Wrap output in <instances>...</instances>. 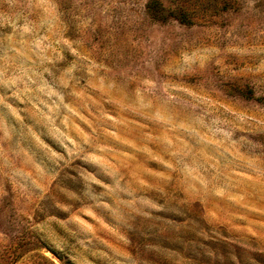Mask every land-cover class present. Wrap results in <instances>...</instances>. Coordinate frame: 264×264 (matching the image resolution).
I'll return each instance as SVG.
<instances>
[{"label":"rangeland","instance_id":"obj_1","mask_svg":"<svg viewBox=\"0 0 264 264\" xmlns=\"http://www.w3.org/2000/svg\"><path fill=\"white\" fill-rule=\"evenodd\" d=\"M0 264H264V0H0Z\"/></svg>","mask_w":264,"mask_h":264}]
</instances>
